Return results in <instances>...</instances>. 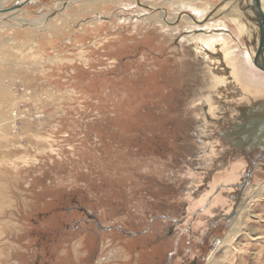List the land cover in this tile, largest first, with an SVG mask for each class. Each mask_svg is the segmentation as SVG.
<instances>
[{"label":"rangeland","instance_id":"1","mask_svg":"<svg viewBox=\"0 0 264 264\" xmlns=\"http://www.w3.org/2000/svg\"><path fill=\"white\" fill-rule=\"evenodd\" d=\"M209 1L30 0L0 17V264H96L109 240L98 264H264V168L236 196L215 120L200 133L220 102L264 93L251 3Z\"/></svg>","mask_w":264,"mask_h":264},{"label":"bare ground","instance_id":"2","mask_svg":"<svg viewBox=\"0 0 264 264\" xmlns=\"http://www.w3.org/2000/svg\"><path fill=\"white\" fill-rule=\"evenodd\" d=\"M211 1V0H210ZM209 1V2H210ZM18 3V2H17ZM261 3H262V0H261ZM242 7V6H241ZM240 7V8H241ZM146 8V7H145ZM21 9V8H20ZM20 9H16V10H14L13 12H11V14H9V15H5V14H0V17L1 16H3V19H5V20H7V21H12L13 19H14V15L15 14H17V13H19V11H20ZM262 9H263V11H264V8H263V5H262ZM232 11V10H231ZM162 12V11H161ZM166 14V13H165ZM16 16V15H15ZM253 16V15H252ZM12 17V18H11ZM209 18V17H208ZM16 19V18H15ZM24 21H25V19H24ZM252 21V22H251ZM5 23V22H4ZM26 23V22H25ZM252 23H254V24H252ZM24 24V23H23ZM225 24L228 26V27H230V28H232L234 31L237 29L235 26H234V24L232 23H227V22H225ZM38 25V24H37ZM243 27H244V29H246V31L249 33V36L251 37V42H252V45H253V47H255L256 48V46L258 47V43H257V39H256V37L255 36H252V35H254V32H256V31H254V27L253 26H256V22H254V19H253V17L251 18V20H250V23H249V25H245V24H243L242 25ZM215 42V40L214 39H207L204 43L205 44H212V43H214ZM253 43H255V45L253 44ZM233 48V47H232ZM234 49V48H233ZM235 50V49H234ZM256 51L258 50V48H256L255 49ZM237 51V50H236ZM235 51V53H237ZM236 55V54H235ZM237 81H238V83H240L241 85L242 84H244L243 82H240L239 81V79H237ZM257 86L256 85H253L252 84V86H250V87H246V86H242V88H243V91H250L251 89H253V88H256ZM257 88H259V87H257ZM260 88H264V86H260ZM236 96V100H227V104H224L223 102L221 103H219L220 104V106L222 107V109H220V110H222V112L220 113V115L219 116H217V115H215L214 114V110H212V112L211 113H208L209 115L207 116V120L205 119V122L202 124L203 125V127H204V129L206 130H204V131H201L200 133L201 134H203V136H208V127H205L208 123L210 124L211 123V120H215V121H213L212 122V124H218L219 126L217 127V128H219V129H216L215 127H214V125H212L211 124V133L213 132V129H215V134H217V133H222V131H225V132H227V131H230L231 129H232V122H234V121H237L238 120V118H239V116H240V113L242 112V109H243V107L244 106H253V105H256V104H259V103H261V102H264V93H261V94H253V95H251V94H244V95H242V94H236L235 95ZM206 116V115H205ZM209 116H211V117H209ZM215 116V117H214ZM208 124V125H209ZM212 127H214V128H212ZM202 129V128H201ZM227 130V131H226ZM207 133V134H206ZM213 136L216 138V136L213 134ZM218 136V135H217ZM221 139L218 137L217 138V140H216V142L220 145L219 147L220 148H224V152L225 151H227V149L229 148V146L228 147H225V145H223L222 143V140L220 141ZM202 144V143H201ZM207 146V145H206ZM209 146V145H208ZM204 148V147H203ZM208 148V147H207ZM210 148V147H209ZM204 150V149H203ZM213 152V151H212ZM243 155V156H242ZM242 155H239L238 153H234V151H229V152H226V156L227 157H225V159L226 158H228L229 157V160L231 161L232 159H234V160H232V162L231 163H234L233 164V167H232V171L233 172H230V173H234V172H239V171H242V174H240V175H242L243 177H242V179H241V184L239 185V190H241V188H242V186H244V184L247 182V175H248V171L250 170V169H252V172L255 170V169H258L259 167L258 166H260L262 169L264 168V164H262V163H260V162H258V163H260L259 165H257V163L255 164L256 166H253V164H254V162H253V160H255L258 156H259V153L258 152H255V153H253V155H255V157L254 156H251L250 157V159L248 160V157L246 156V157H244V155H246V154H242ZM207 157V156H206ZM224 157V156H223ZM211 158V157H210ZM208 161V160H207ZM206 161V162H207ZM264 161V160H263ZM242 168V169H241ZM222 176V175H221ZM204 201V200H203ZM225 209V208H224ZM230 209V208H229ZM228 211V210H227ZM226 211V212H227ZM235 210L233 209V211H232V213L234 212ZM236 212V211H235ZM235 212L233 213V214H235ZM231 213V214H232ZM226 216V218L227 217H229L230 215H225ZM234 217V216H233ZM217 220V219H216ZM223 220V219H222ZM237 223H235L234 224V226H232V229L229 231V233H228V236L226 237V239L225 240H220V241H218V240H215L214 242H213V253H215V252H218V250L220 249V248H224V255L226 256L227 254H228V252H229V248H230V244H231V242L233 241L232 240V237H234L235 238V236H236V234L238 233V228H237ZM212 257V256H211ZM211 260V259H210ZM210 264H211V262H210ZM215 264V263H214Z\"/></svg>","mask_w":264,"mask_h":264},{"label":"water","instance_id":"3","mask_svg":"<svg viewBox=\"0 0 264 264\" xmlns=\"http://www.w3.org/2000/svg\"><path fill=\"white\" fill-rule=\"evenodd\" d=\"M28 1L30 0H19L18 3H16L12 8L0 10V14L8 12L10 13L16 9H20ZM239 1L241 2L243 0ZM248 3H251L249 11L253 15L254 22H256L258 34V53L261 58L260 69L264 72V11L262 9L261 0H248ZM231 126L232 129L230 131H222V133H217L215 136L222 140V144L225 145V147L229 146V151H234V153L236 152L239 155L246 154L244 157L247 156L248 160L251 156L255 157L253 153L258 152L259 156L253 160V166L258 162H262L264 164V102L250 107L244 106L238 120L232 122ZM223 158L225 159V157ZM251 173L252 169L248 171L247 181ZM245 186L246 184L242 186L241 190L238 191L236 196L240 197ZM238 203L239 199L236 200L235 206H237ZM233 213L227 218L231 219V217L234 216Z\"/></svg>","mask_w":264,"mask_h":264},{"label":"built area","instance_id":"4","mask_svg":"<svg viewBox=\"0 0 264 264\" xmlns=\"http://www.w3.org/2000/svg\"><path fill=\"white\" fill-rule=\"evenodd\" d=\"M13 118L15 120H19L20 119V115H18V113H14L13 114ZM114 248V244L111 240L109 241H105L102 245H101V250L96 254V257H95V261H96V264H98V262H102L104 261V257L109 255V253L112 252ZM102 264V263H101Z\"/></svg>","mask_w":264,"mask_h":264},{"label":"flooded vegetation","instance_id":"5","mask_svg":"<svg viewBox=\"0 0 264 264\" xmlns=\"http://www.w3.org/2000/svg\"><path fill=\"white\" fill-rule=\"evenodd\" d=\"M258 48V47H257Z\"/></svg>","mask_w":264,"mask_h":264}]
</instances>
